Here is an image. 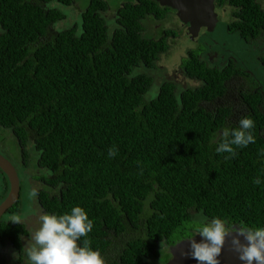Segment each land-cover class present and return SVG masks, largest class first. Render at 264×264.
Instances as JSON below:
<instances>
[{
	"label": "trees",
	"instance_id": "16d2710c",
	"mask_svg": "<svg viewBox=\"0 0 264 264\" xmlns=\"http://www.w3.org/2000/svg\"><path fill=\"white\" fill-rule=\"evenodd\" d=\"M72 1L0 0V128L13 133L26 164L35 150L45 170L36 192L44 214L84 208L93 229L80 243L88 239L104 264H165L194 218L264 227V114L260 92L245 91L252 79L238 91L245 104L234 107L228 92L238 69L206 67L192 52L184 66L200 86L180 95L167 82L150 90L151 78L132 72L161 51L141 35L148 14H163L160 5L125 0L122 27L110 33L106 0H85L77 25L40 4ZM223 1L244 20L235 24L244 39L264 41L257 0ZM244 116L255 122L256 142L217 154L221 130ZM0 229L25 233L18 224Z\"/></svg>",
	"mask_w": 264,
	"mask_h": 264
},
{
	"label": "flooded vegetation",
	"instance_id": "af4514ba",
	"mask_svg": "<svg viewBox=\"0 0 264 264\" xmlns=\"http://www.w3.org/2000/svg\"><path fill=\"white\" fill-rule=\"evenodd\" d=\"M87 1V0H86ZM125 0H118L117 5L115 7H108V9L101 13V15L106 19L107 17L110 19L109 22L106 20V24L108 25L109 32L113 33L117 28L121 29V25L117 22V14L119 9L123 6ZM260 7L264 9L263 5H261L260 1L257 0ZM51 2L48 3H40L42 7L49 9L51 7H57L62 10L66 8H73L76 15V22L73 25H77L78 18L81 15L82 11L87 9V5L78 4L76 0H73L69 6H65L62 4L51 5ZM77 6H76V4ZM87 3V2H86ZM216 7L220 9V12L224 16V13H228L230 19L226 22L223 21V18L220 19L216 23V31L203 32L196 36V39L193 38L191 34L188 33L189 23L180 21V18L176 16L175 10L160 6L163 14L160 17H156L155 14L147 15L142 21V30L141 35L143 37H147L146 39H151L154 42H159L161 45V51L157 53L153 62L151 64H145L144 61H139L138 64L134 67L133 74L134 75H145L149 76L152 80V86L150 90H155L156 88H160V86L167 82L171 83L174 87V91L180 95V93L184 89H188L190 87H197L201 85L199 80L191 78L188 76L187 71L185 69L184 63L187 59H190L193 55L197 57V59L202 62L206 67H214V68H226L231 67V69H238L234 77L232 79L234 82L230 84V90L228 92V100H232L233 106L236 107L239 103L243 106L245 103L242 98L238 97V91L245 85H248L247 78L252 79L254 85H249L252 87H246L247 92H260L262 105L258 106L259 110L264 114V41L256 40L254 42L247 41L246 37L242 35V30L235 26L236 22L243 23V19H239L236 14V9L233 8L229 3L223 1L222 4L218 3V0H215ZM109 5V4H108ZM79 12L76 13L77 8ZM108 12H111L113 18L108 15ZM68 19V15L66 17ZM154 24V30L150 29L149 24ZM56 30L63 29L64 27L55 24ZM189 41V45H184V40ZM255 38V37H252ZM257 38H261L258 36ZM248 44L257 52V55L254 56V59L257 63V66L260 70V74L256 75L252 68L254 63H246L241 53L244 52L248 47ZM260 44V45H259ZM184 46H190L185 47ZM182 47V54H178V51ZM174 48V50H172ZM172 50V51H171ZM171 52V55H170ZM175 54H178L177 60H175ZM241 55V57H240ZM174 59L176 64H171L170 66L167 63L171 62ZM257 68V67H256ZM240 80L243 82L240 83ZM146 98H150V94H146ZM225 102V99L223 100ZM6 130V129H4ZM264 130V128H263ZM262 130V131H263ZM7 131V136H0V154L6 157L12 165H14L16 172L19 177V198L17 201V205H13L10 209H8L3 215L0 217L1 223H11L12 225H23L25 229V233H18V231H14L13 234H5L6 230L0 229V236L3 238L0 240V264H24V252L23 247L27 242L29 233L31 230L35 229V225L33 223H29L26 219L29 218L28 215H35V203L30 201L32 212L26 213L22 209L21 202V189L23 184L30 185V176H35L32 179L39 181L38 188L44 185V182L40 178V175L45 172L44 169H41L37 165V156L34 149H31L29 162L26 164L24 160L23 153L18 154V157L14 156L13 151L6 143L7 137H14L13 133ZM15 138V137H14ZM16 139V138H15ZM17 141V139H16ZM18 142V141H17ZM21 158L19 159V156ZM23 156V158H22ZM34 162L33 165H30ZM30 165V167H28ZM35 170V174L32 173L31 170ZM0 190L5 193L0 196V203L6 197L9 190V183L4 175V173L0 170ZM38 190V189H37ZM37 192V191H36ZM35 199L39 206V201L37 195ZM23 202V201H22ZM34 207H33V206ZM17 206V207H15ZM15 207V208H14ZM41 215L44 214L42 209L40 208ZM19 218L22 223H16L12 220ZM15 228V227H13ZM231 228V227H230ZM15 234L16 241L12 240V237ZM4 253V255L2 254ZM3 255V256H2ZM12 260L10 263L9 261Z\"/></svg>",
	"mask_w": 264,
	"mask_h": 264
},
{
	"label": "clouds",
	"instance_id": "9594fccd",
	"mask_svg": "<svg viewBox=\"0 0 264 264\" xmlns=\"http://www.w3.org/2000/svg\"><path fill=\"white\" fill-rule=\"evenodd\" d=\"M254 128L255 122L250 116L242 117L237 127L225 126L219 133L216 153L234 156L237 148L255 143ZM116 154L115 148L109 150L110 156ZM259 155L264 158V150ZM253 183L260 185L262 180L257 177ZM35 195V190L29 193L30 197ZM12 221L22 223L19 218ZM92 229V220L79 205L59 215L43 214L39 226L30 231L23 247L24 264H104L101 254L91 247L88 239L80 243L81 238H86ZM197 234L201 237L199 242L194 239ZM230 235L233 250L238 253L242 264H264V227H240L233 224L230 228L226 219L203 216L191 230V235L184 240H188L190 255L198 264H219L226 237Z\"/></svg>",
	"mask_w": 264,
	"mask_h": 264
},
{
	"label": "water",
	"instance_id": "95a60500",
	"mask_svg": "<svg viewBox=\"0 0 264 264\" xmlns=\"http://www.w3.org/2000/svg\"><path fill=\"white\" fill-rule=\"evenodd\" d=\"M160 6L169 7L176 12L180 21L188 22V33L193 38L203 32L213 31L216 23L220 20V9L216 7L215 0H154ZM216 29L214 30V32ZM0 170L6 176L9 183V190L6 197L0 203V217L14 204L19 198V177L14 165L3 155L0 154ZM198 242L201 237H194ZM243 241V237H240ZM165 264H198L190 255V245L188 240L176 245L170 259ZM219 264H242L238 253L233 250L231 235L226 237L224 247L219 256Z\"/></svg>",
	"mask_w": 264,
	"mask_h": 264
},
{
	"label": "rangeland",
	"instance_id": "374dc122",
	"mask_svg": "<svg viewBox=\"0 0 264 264\" xmlns=\"http://www.w3.org/2000/svg\"><path fill=\"white\" fill-rule=\"evenodd\" d=\"M259 1H260L261 5H263V7H264V0H259ZM84 2H85V0H76V3H78V4H83ZM106 2L109 4L110 7H115L117 5L118 0H106ZM84 4L82 6H84ZM52 5H57V4H52ZM76 6H77V4H76ZM62 10H64L67 13V15H68L67 24H71V25L74 24L77 19H76L75 11H73V8H66V9L62 8ZM77 12H79L78 8L76 10V13ZM108 15L111 18H113V16H112L113 14L111 12H108ZM222 18H223V21L226 22V21H228L230 19V16H229L228 13H224V16H223L222 13L220 12V19H222ZM106 20H107V22H109L110 19L107 17ZM59 23H61V22H59ZM149 26H150L151 30H154V24L153 23L149 24ZM183 40H184V45L191 44L185 38ZM185 47H190V46H184V48ZM247 47L248 48L246 50H244V52L241 53V55L243 56V58L246 61V63H254L252 71L256 75H259L261 72H260V70H259V68L257 66V63H256L255 59H254V56L257 55V52L251 47L250 44H248ZM172 50H174V48ZM181 51H182V47H180V50L178 51V54L183 55L182 54L183 52H181ZM178 54H175V60H177ZM170 55H171V52H170ZM241 55H240V57H241ZM171 60H172L171 62L167 63L168 66H170L171 64H173V65L176 64V61L174 59H171ZM262 135L264 136V130L262 131ZM0 136H2V137L7 136V131L0 128ZM5 140H6L7 145L9 146V147H6V148H10L15 154H20V147H19L18 142L16 141V139L14 137H7ZM31 171H32L33 174H35V170L32 169ZM33 177H35V176L34 175L30 176V181H31L30 185L31 186H29V185L27 186L26 183L23 184V187L21 189V192H22V194H21L22 196L21 197L22 198H21L20 205L22 204V209H23L24 212L29 213V212L33 211V210H31L30 201L32 200V202L35 203V207L32 205L34 207V210H35V215H33V216H30L31 214L28 215L29 218H27L26 220L30 224L33 223L35 225V223H36V225H35V228H36V227L39 226V219H40V217L42 215H41L38 203H37V201L35 199V196L37 195V193H36V195L34 197H30L29 196V193L31 191H33V190H35V192L37 191L38 185L40 183L39 181H36V180L32 179ZM1 194H2V192L0 190V196H1ZM200 219L201 218H197V219L194 218L195 223L190 224V226L192 228L197 226L199 221H200ZM2 254L4 255V253H2ZM9 262L11 263L12 260H10Z\"/></svg>",
	"mask_w": 264,
	"mask_h": 264
}]
</instances>
